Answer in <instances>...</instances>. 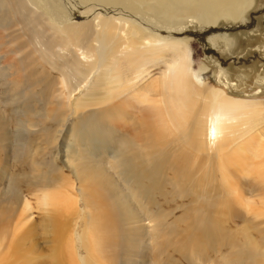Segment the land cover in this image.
Here are the masks:
<instances>
[{
  "label": "bare ground",
  "instance_id": "6f19581e",
  "mask_svg": "<svg viewBox=\"0 0 264 264\" xmlns=\"http://www.w3.org/2000/svg\"><path fill=\"white\" fill-rule=\"evenodd\" d=\"M255 5L257 0H0L5 111L0 116V174L9 173L13 157L18 167L40 156L42 144L59 139L63 130L51 133L47 122L45 136L41 129L29 130L27 147L12 156L11 94L55 99L53 124L66 125L67 112L77 119L62 131L72 140L69 145L62 135L59 141L58 154L65 160L56 183L46 180L45 189L33 184L38 190L28 194L29 189L25 197L4 190L0 264H118L114 251L124 252L128 237L137 234L125 226L144 217L154 230L164 217L149 208L155 205L153 188L167 184L157 178L158 171L171 172L168 185L173 188L179 187L185 168L192 174L187 164L195 158L173 154L185 153L182 148L205 154L201 159L211 167L208 173L212 169L222 183L224 203L218 212L230 209L243 219L242 238L236 240L231 233L218 238L229 217H213L209 233L226 249L221 264H264V101L234 99L208 87L203 78L208 70L203 63L194 66L190 40L174 36L185 23L197 24L210 43L229 47L231 32L257 27L256 18L249 20ZM20 48L26 50L25 59L56 73V94L49 93L46 76L25 69L21 60L10 74V53ZM219 73L226 76L223 68ZM73 94L79 97L70 101ZM156 122L162 133L172 134L171 141L139 138ZM249 175L253 182L247 192L228 180ZM205 179L214 187L212 177ZM5 181L12 188L16 175ZM206 201L209 211L213 203H222H212L209 196ZM42 234L48 255L35 250L34 238Z\"/></svg>",
  "mask_w": 264,
  "mask_h": 264
},
{
  "label": "rangeland",
  "instance_id": "374dc122",
  "mask_svg": "<svg viewBox=\"0 0 264 264\" xmlns=\"http://www.w3.org/2000/svg\"><path fill=\"white\" fill-rule=\"evenodd\" d=\"M253 11L255 13L253 12V15L252 13L249 15V20L251 21L253 18H256L257 27L251 29L253 31L248 29H237L231 32L230 37L232 45L229 47H226L220 42L216 44L210 43V40H208L206 36L201 35V33L205 31L201 30V27L197 24L185 23V29L174 36L179 40H190L189 44L192 49V59L193 62H195L194 66L196 67L197 63H203L208 70L203 74V78L206 79L208 87L217 88L219 90L222 89L226 95L234 99H259L264 101V81L259 80L260 77L264 78V0H257V5L254 6ZM219 25L220 27L224 26L222 23ZM10 49L11 47L9 50ZM25 55L26 50L24 48H20L19 52L10 53V74L15 72L17 68L16 63L21 60L25 69L35 70L42 78L46 76V82L49 84V93L56 94L57 89L54 90L52 88L55 84L54 77L57 76L56 73L38 67L36 61L25 59ZM2 65L3 64L0 63V67H2ZM160 67H162V65L157 68ZM221 68L225 71L226 76L219 73ZM90 77L91 75L88 79H90ZM27 88L28 87L25 89ZM25 95L26 92L20 95L14 93L11 94L8 100L10 103V127L14 137L12 143V156H14L13 154L24 151L25 147H27L26 143L29 139V130L41 129V136H45L43 128H47V126L52 127L51 133H54L56 129V133H59L58 130H60L61 127L64 132L66 126L68 130L72 124L77 121L75 115L68 114L69 112H67L63 116L66 125L61 126L53 124L54 121L50 117L58 113L53 111L56 104L55 99L47 96L45 98L37 94ZM74 97L79 96L73 94L70 101H73ZM29 100H31L32 104ZM27 102L29 104H26ZM2 103L3 101L0 100V112L2 111L0 116L3 114L5 115ZM65 108L64 105V109ZM50 119L52 121H50ZM32 121L37 125L30 126L29 124ZM128 121H130V119H128ZM46 122L49 125H47ZM160 125V122H156L151 130L144 132L139 138H141L143 142L146 140L152 141V139L156 137H163L167 142L171 141L173 138L172 134L162 133L160 131ZM62 131L59 139L52 140L49 144H42L43 148L41 146L40 151H38V153L41 154L40 156H30L18 167L12 164V161H16V159H14V157V160L11 159L9 162V173L4 176L0 174V192L2 191V193H0V199L3 198L4 190H8V195H13L15 193L19 197H25L29 189L28 194L38 190L31 187L33 184L41 183V189H45L47 187L46 180H54L56 183L55 179L62 169V163L60 162L65 160L64 157L60 158L58 154V149H60L58 148L59 141L63 135ZM67 133L65 132L63 136L64 140L70 145L72 139L67 136ZM46 146H48V148H46ZM63 150H65V148ZM182 150L185 153L178 150L176 152L174 151L173 154L174 156H184L188 153L190 157L195 158L194 161L187 164L191 167L192 174L189 173L188 168H185V172L179 176V187L173 188L168 185V182L172 181L171 172L168 170L158 171L157 178L163 179L167 184H160L162 188L160 186L153 188L155 205L149 208L151 210L157 208V211L162 213L164 217L156 220L158 226L154 230L152 228L153 223H149V220L144 219V217H141L136 224L134 222V224L130 223L125 226L127 229L137 231V234H132L128 237V243L123 245L124 247L127 246L124 252L123 249L120 253L114 251L118 259V264H221L226 249L218 244V238L223 237L224 233H231L236 240H241L244 228L243 219L234 216L230 209L225 210L224 213L218 212V208L224 203L219 195V188L222 183L212 169L210 173H208L211 167L207 165L206 159H201L205 157V154L203 155L196 152L194 148H188L187 150L182 148ZM2 158H4V156ZM245 158L243 160H245ZM16 164H18L17 161ZM34 165H40L39 170L34 173H28L27 171ZM22 171L28 174L20 175ZM0 172L2 173L1 169ZM63 173L72 179V176L69 175L67 170ZM15 175L17 181L14 186L9 188L8 184L7 187L5 178L8 177L9 183L10 178ZM205 176L213 178L214 187L207 182ZM252 176L253 175L234 179L230 178L228 180L230 183L237 185L242 184L241 190L247 192L251 190V182H253ZM213 190H217V192L213 193ZM226 194L229 195L230 191H227ZM208 196L212 203L215 200L221 201L222 203H213L212 210L209 211V207L206 206ZM37 213L36 210H33V218L37 217ZM218 214L228 216L229 218L224 219L223 232L216 238L209 233V227L212 225L213 217ZM36 219L37 218L34 220ZM251 231L253 230H250V232ZM42 237H44L43 234L37 235V237L34 238L37 246H35V250L36 252L40 251L39 253L41 254L48 255ZM49 259L44 261H50L51 259Z\"/></svg>",
  "mask_w": 264,
  "mask_h": 264
}]
</instances>
